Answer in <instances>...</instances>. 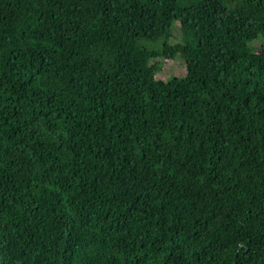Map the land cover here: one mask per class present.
Returning <instances> with one entry per match:
<instances>
[{
  "label": "trees",
  "instance_id": "16d2710c",
  "mask_svg": "<svg viewBox=\"0 0 264 264\" xmlns=\"http://www.w3.org/2000/svg\"><path fill=\"white\" fill-rule=\"evenodd\" d=\"M261 38L264 0H0V264H264Z\"/></svg>",
  "mask_w": 264,
  "mask_h": 264
},
{
  "label": "rangeland",
  "instance_id": "374dc122",
  "mask_svg": "<svg viewBox=\"0 0 264 264\" xmlns=\"http://www.w3.org/2000/svg\"><path fill=\"white\" fill-rule=\"evenodd\" d=\"M264 46V39H259L251 43V47H261ZM160 66L157 72L158 79H169L172 77H183L186 74V66L182 56L178 55L173 60H167L164 58H159L156 60Z\"/></svg>",
  "mask_w": 264,
  "mask_h": 264
}]
</instances>
